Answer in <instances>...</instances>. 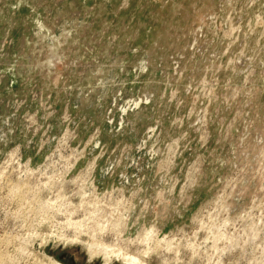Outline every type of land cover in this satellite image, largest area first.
Returning a JSON list of instances; mask_svg holds the SVG:
<instances>
[{
  "label": "rangeland",
  "instance_id": "rangeland-1",
  "mask_svg": "<svg viewBox=\"0 0 264 264\" xmlns=\"http://www.w3.org/2000/svg\"><path fill=\"white\" fill-rule=\"evenodd\" d=\"M54 261L264 264V0H0V264Z\"/></svg>",
  "mask_w": 264,
  "mask_h": 264
},
{
  "label": "bare ground",
  "instance_id": "bare-ground-1",
  "mask_svg": "<svg viewBox=\"0 0 264 264\" xmlns=\"http://www.w3.org/2000/svg\"><path fill=\"white\" fill-rule=\"evenodd\" d=\"M130 260H131V258H130ZM55 262V264H58L56 261H54Z\"/></svg>",
  "mask_w": 264,
  "mask_h": 264
}]
</instances>
